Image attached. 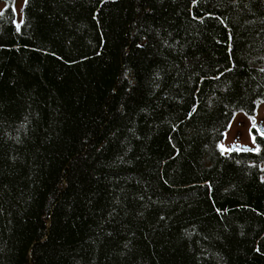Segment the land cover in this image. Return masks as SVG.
<instances>
[{"label":"trees","instance_id":"1","mask_svg":"<svg viewBox=\"0 0 264 264\" xmlns=\"http://www.w3.org/2000/svg\"><path fill=\"white\" fill-rule=\"evenodd\" d=\"M1 1L0 264H264V0Z\"/></svg>","mask_w":264,"mask_h":264},{"label":"rangeland","instance_id":"2","mask_svg":"<svg viewBox=\"0 0 264 264\" xmlns=\"http://www.w3.org/2000/svg\"><path fill=\"white\" fill-rule=\"evenodd\" d=\"M22 2L23 0H13L14 13L16 19H18L17 21L20 20ZM2 4L3 1L0 0V7ZM253 120L256 125L255 127H253ZM229 124H231V127H228ZM228 125L222 138L217 143V148L220 152H226L231 147H253L254 144L252 142V136L250 135V129L253 127L258 132L264 133V101L259 100L256 102L255 110L251 115H245L241 112L235 113Z\"/></svg>","mask_w":264,"mask_h":264},{"label":"snow or ice","instance_id":"3","mask_svg":"<svg viewBox=\"0 0 264 264\" xmlns=\"http://www.w3.org/2000/svg\"><path fill=\"white\" fill-rule=\"evenodd\" d=\"M26 2H27V0H26ZM17 27L19 28V25H17ZM255 126L256 125H255V122L253 120V127H255ZM228 127H231V124H229ZM225 135H226V133H225ZM250 135H251V130H250ZM252 138H253V142H255V137L253 136ZM222 150H223V148H222ZM238 150L250 151L251 149H249V148H242V149H238ZM257 150H259V149H257Z\"/></svg>","mask_w":264,"mask_h":264}]
</instances>
